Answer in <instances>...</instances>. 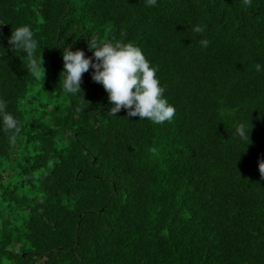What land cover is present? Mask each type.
Instances as JSON below:
<instances>
[{
  "label": "trees",
  "instance_id": "obj_1",
  "mask_svg": "<svg viewBox=\"0 0 264 264\" xmlns=\"http://www.w3.org/2000/svg\"><path fill=\"white\" fill-rule=\"evenodd\" d=\"M90 38L141 47L174 119L111 113L92 68L65 93L62 53L97 62ZM0 48L22 128L0 131V264H264V0H0Z\"/></svg>",
  "mask_w": 264,
  "mask_h": 264
},
{
  "label": "clouds",
  "instance_id": "obj_2",
  "mask_svg": "<svg viewBox=\"0 0 264 264\" xmlns=\"http://www.w3.org/2000/svg\"><path fill=\"white\" fill-rule=\"evenodd\" d=\"M146 2L150 7L158 5V0H146ZM244 3L250 5L251 0H244ZM206 28L205 24H196L192 30L202 35ZM9 43L13 49L26 53L29 61L28 70L36 78L44 80L42 55L37 58L39 41L35 38L31 26L17 27L12 31ZM199 43L203 48H207L210 41L205 37ZM88 48L93 51L97 62L94 63L92 57H86L83 50L72 51L71 46L65 47L62 53L63 79L59 81L65 93L70 95L81 93L82 76L92 68L94 69L92 79L103 85L109 101L114 104L111 113H118L123 108L127 110L128 117L138 116L140 120H147L157 125L174 119L176 108L164 95L165 87L161 85L157 76L159 67L152 64L141 47L133 42L101 43L90 38ZM255 67L258 73L264 72V65L257 63ZM7 108L8 102L0 98V131L10 133L9 142L14 143L22 128L17 117ZM238 132L241 137L249 139V133L243 125L239 127ZM259 167L261 173H264V162Z\"/></svg>",
  "mask_w": 264,
  "mask_h": 264
}]
</instances>
